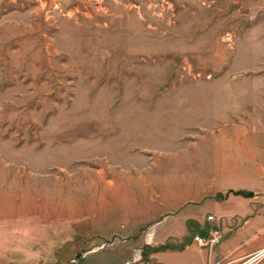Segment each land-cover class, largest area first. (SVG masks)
<instances>
[{"label":"rangeland","instance_id":"rangeland-1","mask_svg":"<svg viewBox=\"0 0 264 264\" xmlns=\"http://www.w3.org/2000/svg\"><path fill=\"white\" fill-rule=\"evenodd\" d=\"M237 188L264 215V0H0V264H194Z\"/></svg>","mask_w":264,"mask_h":264},{"label":"crops","instance_id":"crops-1","mask_svg":"<svg viewBox=\"0 0 264 264\" xmlns=\"http://www.w3.org/2000/svg\"><path fill=\"white\" fill-rule=\"evenodd\" d=\"M231 190L239 191L244 189H229V192L226 196L220 195L222 196V200L236 205L243 214L249 213L250 216H244V218L241 220H233L230 218V220L224 224V226H222V224L212 225L211 222L207 221L206 219L208 225L202 228L200 233L196 235L204 237L209 232L218 229L219 231L221 230L220 232H222V239L219 244L213 247H208L209 249H201L198 247L193 242V237L190 241L183 242L182 246L184 250L181 254H184L186 250L190 248H194V250L197 252L198 258L197 262H194V264H216L218 262L220 264H262L264 261V215L261 212L256 213L258 211L255 207V200L258 198L257 194L255 191H253L252 198H243L241 196H235L231 194ZM261 206V210L264 211V206ZM209 215L210 214H207L206 217ZM251 216L257 218L252 219ZM172 228L173 232L171 235L167 234L166 236H163L162 234L159 235L155 233V238H162L163 240L160 243L168 241L170 244H175L179 242L182 237L178 232L174 233V231H176L178 228ZM252 229L255 230L249 233ZM232 233H235L236 235L233 236ZM202 250H207V252H203ZM165 254L166 251L153 253L150 257V260L153 259L155 264H161L160 259Z\"/></svg>","mask_w":264,"mask_h":264},{"label":"built area","instance_id":"built-area-1","mask_svg":"<svg viewBox=\"0 0 264 264\" xmlns=\"http://www.w3.org/2000/svg\"><path fill=\"white\" fill-rule=\"evenodd\" d=\"M207 221L213 222L215 221L214 216L209 215L206 217ZM222 239V234L218 229H215L211 232H209L206 236H200V235H195L193 237V242L198 246V247H213L217 244L220 243ZM216 264H220L219 262Z\"/></svg>","mask_w":264,"mask_h":264},{"label":"water","instance_id":"water-1","mask_svg":"<svg viewBox=\"0 0 264 264\" xmlns=\"http://www.w3.org/2000/svg\"><path fill=\"white\" fill-rule=\"evenodd\" d=\"M231 194L235 196H241L243 198H252L253 197V192L252 191H246V190H239V191H230Z\"/></svg>","mask_w":264,"mask_h":264},{"label":"trees","instance_id":"trees-1","mask_svg":"<svg viewBox=\"0 0 264 264\" xmlns=\"http://www.w3.org/2000/svg\"><path fill=\"white\" fill-rule=\"evenodd\" d=\"M163 247H165V248H163ZM166 248H167L166 246H162L161 250H159V251H164Z\"/></svg>","mask_w":264,"mask_h":264}]
</instances>
